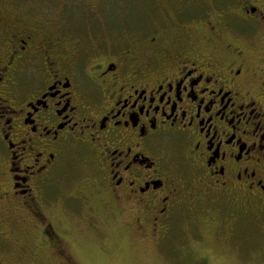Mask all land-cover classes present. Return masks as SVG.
I'll list each match as a JSON object with an SVG mask.
<instances>
[{"label":"flooded vegetation","instance_id":"flooded-vegetation-1","mask_svg":"<svg viewBox=\"0 0 264 264\" xmlns=\"http://www.w3.org/2000/svg\"><path fill=\"white\" fill-rule=\"evenodd\" d=\"M43 1L0 6V244L74 264L59 216L163 243L264 214V0ZM63 12L140 33L85 57Z\"/></svg>","mask_w":264,"mask_h":264},{"label":"rangeland","instance_id":"rangeland-1","mask_svg":"<svg viewBox=\"0 0 264 264\" xmlns=\"http://www.w3.org/2000/svg\"><path fill=\"white\" fill-rule=\"evenodd\" d=\"M6 1L15 2L20 14L30 16L29 0H0V6ZM34 1L45 7L43 0ZM48 3L51 7L48 15L57 18L62 8L56 6L57 0H48ZM78 15H85V20L94 18L86 10H80ZM62 16L67 17L65 12ZM63 23L67 24L69 37L76 39L75 44L85 57H92L91 54L100 48L103 53L112 49L123 50L129 43L128 33H140L138 23L132 24V31L129 24L109 26L102 21L99 24L89 21L86 30L81 25L83 20L80 23L74 20L66 22L65 18ZM59 218L61 231L69 242L66 251L74 264H264V214L260 218L250 216L244 219L232 237L217 236L207 233L202 227H194L185 233L173 234L163 243L153 240L143 243L116 225L104 226L95 232L87 220ZM19 227L22 229L24 225ZM16 230L14 240L0 244V264H53L51 248L45 247L44 242L40 244L39 239H28L25 232Z\"/></svg>","mask_w":264,"mask_h":264},{"label":"trees","instance_id":"trees-1","mask_svg":"<svg viewBox=\"0 0 264 264\" xmlns=\"http://www.w3.org/2000/svg\"><path fill=\"white\" fill-rule=\"evenodd\" d=\"M35 239H39V237L38 238H35Z\"/></svg>","mask_w":264,"mask_h":264}]
</instances>
